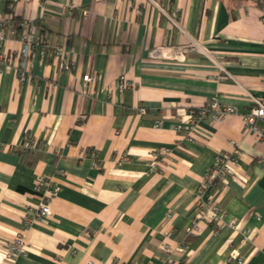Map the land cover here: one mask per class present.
<instances>
[{
  "label": "crops",
  "instance_id": "0c3cea01",
  "mask_svg": "<svg viewBox=\"0 0 264 264\" xmlns=\"http://www.w3.org/2000/svg\"><path fill=\"white\" fill-rule=\"evenodd\" d=\"M7 1L0 13L62 41L73 65L36 50L20 82V33L5 30L0 264H264V140L244 123L252 96L264 100V6L157 0L164 13L148 0ZM121 77L132 86L121 89ZM213 98L235 111L191 124L189 110ZM235 149L234 174L201 190L215 155ZM41 175L57 191L37 221ZM199 197L224 214L186 236ZM17 234L23 249L9 260L4 245Z\"/></svg>",
  "mask_w": 264,
  "mask_h": 264
},
{
  "label": "built area",
  "instance_id": "2783aa9c",
  "mask_svg": "<svg viewBox=\"0 0 264 264\" xmlns=\"http://www.w3.org/2000/svg\"><path fill=\"white\" fill-rule=\"evenodd\" d=\"M11 2H16L19 0H10ZM150 3L157 6V8L166 13L165 9L160 6L157 0H148ZM139 13V10H137ZM176 16V15H175ZM174 22H177L176 18L171 16ZM178 19V18H177ZM179 20V19H178ZM264 20V19H263ZM264 24V21H263ZM17 29L20 33V41L22 47L19 52V59L17 64L14 66V70L17 78L20 82H24L30 77L29 63L28 59L30 55L36 51L40 50L44 53L51 54L58 60L59 67L62 70L70 71L72 69V62L68 57L64 44L60 40H51L49 37H42L35 29L34 24L29 19H21L18 22V26L14 24L11 16L6 13H0V49L2 48V42L5 40V30L7 29ZM199 50L197 45H192ZM11 67L9 61V56L6 52L0 50V70L8 69ZM264 81V73L261 76ZM84 82L92 81L93 77L84 73L82 75ZM132 86V83L121 77L119 79V87L121 89ZM252 106L245 113L244 123L247 129L254 134L258 139L264 140V100L252 96L251 98ZM190 122H194L201 118H206L210 116V120H220L226 114L233 113L235 111L234 106L225 105L216 99L209 100L204 106H199L196 108H191L190 110ZM261 121V125L257 122ZM156 125L159 124L157 121ZM193 125L191 126V128ZM190 131V130H189ZM231 143H234L233 141ZM32 146L30 139H27V148ZM238 156V150H231L223 153H218L215 155L214 160L210 168L206 171L201 180L200 189L204 190L212 186L216 182L224 183L227 177L234 174V169L232 162H235ZM36 191L41 196L42 200L34 213V219L37 221H43L47 216L50 215V198L56 194L57 187L50 178L45 175H41L36 179ZM197 215L193 218L191 224L186 229V236L196 234L200 230L199 221L204 220L211 223L215 227L218 222L222 219L224 210L220 205L212 200L211 198L199 199L196 202ZM23 249V239L21 235L17 234L14 238L8 240L3 249L5 257L9 260H13L14 257ZM183 249V247H182ZM231 257H237L235 253ZM237 261L242 263L241 258L237 257Z\"/></svg>",
  "mask_w": 264,
  "mask_h": 264
},
{
  "label": "trees",
  "instance_id": "16d2710c",
  "mask_svg": "<svg viewBox=\"0 0 264 264\" xmlns=\"http://www.w3.org/2000/svg\"><path fill=\"white\" fill-rule=\"evenodd\" d=\"M260 5H262V6H264V0H256ZM7 3H11V1H7ZM10 10L8 9V12H9ZM12 20L14 21V24L16 25V27L18 26V22L21 20V19H19V18H16V17H14L13 15H12Z\"/></svg>",
  "mask_w": 264,
  "mask_h": 264
}]
</instances>
